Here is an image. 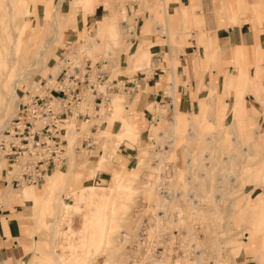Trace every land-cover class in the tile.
Masks as SVG:
<instances>
[{
	"label": "rangeland",
	"instance_id": "374dc122",
	"mask_svg": "<svg viewBox=\"0 0 264 264\" xmlns=\"http://www.w3.org/2000/svg\"><path fill=\"white\" fill-rule=\"evenodd\" d=\"M170 1L172 0H89L93 5L100 3V7L96 15L87 23L84 21L82 26H77L75 15L85 19L89 14L90 8L84 10V0H45V2L43 0H0L2 20L0 25L5 24L4 28H6L5 33L3 31L4 36L0 37V73L24 72L31 66L33 58L37 55L38 61L34 69L29 71L30 74H24V79L22 77L15 87L17 94H20L26 89L35 88L39 77L47 80L52 68L59 67L57 61L61 56H70L80 60L82 64L84 60H87V64H93L101 63L102 59L109 55L110 60H106L107 63L103 66L109 78L138 79L143 76V73L147 77L150 76L154 72L153 68L156 67L157 63L149 47L163 44L168 45L169 51L163 53V62H159L158 67L165 71L162 85L167 87L166 94L173 96V102H175L178 97L176 85L180 80L176 72V64L170 63L188 44L185 39L191 36L192 30L197 31L196 44L202 45L203 49L207 40L212 39V33L208 31L206 21L209 14L216 19L214 27L224 26L221 20L226 21L227 25L238 18L239 21L255 22L258 26L264 23V16L256 12L251 14L246 9L228 18L212 9L200 8L199 0H194L197 7H192L191 10L180 4L177 6L178 12L177 7L168 6ZM13 6L15 9L12 8ZM166 11L171 13V18L166 15ZM102 14V18L99 19ZM139 16L141 20L137 23ZM73 17H75L73 22L75 26L66 27ZM126 20L131 24L128 30L123 27ZM53 23H56L55 27ZM97 27H100L99 46L91 52L79 51V46L84 44L86 39L96 35ZM111 30L115 32V37L111 35ZM30 32L32 37L29 39ZM53 35L54 42L47 46L48 39ZM151 35L155 38L152 39ZM197 54L199 61L204 59V50L200 55ZM254 57L255 65L254 62L247 63L246 66L242 65L239 63L242 57L233 62L234 65L230 64L228 69L227 63L217 50L216 56L212 55V58L206 61L207 66L202 67L207 72L209 81L206 84L202 83V80L198 81L193 96L195 101L188 110L181 111L177 106L173 108L157 101L145 105L148 113L146 117L143 116L139 107L141 87L138 85V79L136 89L132 88L131 92L120 90L109 96L108 101L113 97L119 108L118 110L112 107V116L109 119L101 116L100 111L104 103L100 106L98 116L90 118L87 122L82 123L71 119L66 124L67 128L70 127L72 130L69 150L65 147L63 162L54 168V176L55 174L58 176V173L61 180L56 186V191L51 193L49 202L47 195L52 190L48 177L43 183L25 185L20 188H12L9 184L0 185V198H2L0 203L3 208L14 205L20 196L24 201L23 206H27H25L24 215L22 213L18 215L21 236L28 238L31 244L30 255L25 258L26 264H140L141 261V264H147L153 248L156 251L155 254L159 256L163 252L167 254L168 259L161 264H239L240 260L238 254L234 252L235 248L243 245L244 249H247L252 246V241L231 247L241 243L245 236H247L246 240L251 239L252 236L261 238L263 255L264 214L260 217L261 227L258 229L254 227L256 230L252 231L256 219L250 217L249 201L245 204L244 198L246 194H249V197H254L257 193L264 196V181L260 180L264 167L262 164L264 161V115L262 116L264 92L258 91L259 87H256L257 92L254 94L246 91L248 82H245L240 95L237 94V88H228V80L232 73L240 77L242 70L246 67L249 74L252 73L251 79H253L254 72L261 66L264 68V54H257ZM147 60L152 61L153 64L145 68L143 63ZM212 69L216 70V75L212 76ZM157 72L162 73L159 70ZM244 73L245 77H248L247 72ZM219 74L222 75L221 79L213 83ZM56 77L52 78L51 75V82ZM170 83H172L173 91L168 87ZM261 83L264 84V74L261 77ZM137 88H139L138 91ZM243 94L244 100L235 101L232 112L230 108L232 99L240 98ZM8 98H10L8 92L0 91V104ZM121 98L126 104L129 103L127 99L132 100L129 104V113L120 109ZM197 100L198 103H196ZM14 112L15 106L10 105L9 116L1 119L0 124L2 120L11 118ZM123 113L128 115L122 118L129 120L138 133L135 137L123 138L118 142L124 129L120 119ZM251 113L253 116L248 118L247 115ZM233 116L239 117L236 123L238 133L235 134L231 133L229 128ZM174 120L177 124L171 130L169 127ZM167 133L175 139V143L171 141ZM85 135L91 137L92 147L76 150L74 146ZM210 136L215 138L212 147L207 144ZM65 138L67 146L68 137ZM163 148L166 159L164 158L163 163L157 162L163 159L161 156ZM169 148L173 150L170 151ZM119 149L121 150L118 151ZM208 152H214V156L210 160L211 164L205 176L203 170L196 167L200 162L199 156ZM227 156H231V159L225 162ZM157 164L160 170L156 176L159 177L167 171H175V168L179 171L178 173L176 171L177 177L174 176L170 186L176 189V197H179L180 192L187 197H184L187 200L193 197L190 201L196 203L193 204L197 206V209L188 207L187 210L185 207L183 214L188 212L189 216L185 215L176 227L173 223L178 222L175 221L178 213L172 212L170 217L174 219L171 224L173 227L171 225L166 227V232L172 236L169 237V234L155 236L153 242L152 233L156 231V228L164 225V221L152 219L149 222L145 219L147 214L156 210L157 207V204L146 196L148 192L146 183L149 182L151 169L158 167ZM226 164H228V177L221 182L220 171ZM6 169L7 162L0 161V178L9 180L8 174L5 173ZM12 169L14 170L11 174L15 172V167L13 166ZM75 169L83 172L82 181L78 184L72 183ZM89 171L92 173L89 174ZM151 177L149 180L152 179ZM185 178L186 181L183 180ZM162 182L164 183L165 179ZM220 182L222 187L219 191L216 186ZM86 186L103 190L100 194L104 196L99 198V194L93 193L87 199L85 197L77 199L79 196L76 188ZM169 187L167 186L166 190H169ZM34 190L36 191L34 196L26 202L25 195ZM154 190L156 191V188ZM66 193L69 194L67 202H78L77 204L82 207L89 206L92 201L95 203L96 199L110 202L107 203L104 214L98 213L100 210L98 204L86 218L79 209L75 212L71 210V214L67 213L65 217H61L60 204ZM199 198L202 200L199 201ZM44 204L48 206L45 207ZM67 216L69 219H66ZM88 217L95 222L90 228L91 231L86 230ZM60 219L61 222H59ZM139 222L140 225H137ZM67 228L76 235V248L69 247ZM149 236H151L150 239ZM185 243L193 250L189 258L180 257L183 251H187ZM164 245H166L165 248ZM176 255H180L179 262L175 261Z\"/></svg>",
	"mask_w": 264,
	"mask_h": 264
},
{
	"label": "crops",
	"instance_id": "0c3cea01",
	"mask_svg": "<svg viewBox=\"0 0 264 264\" xmlns=\"http://www.w3.org/2000/svg\"><path fill=\"white\" fill-rule=\"evenodd\" d=\"M43 2H45V0H43ZM194 3V0H172L168 3V6L177 7L182 4L186 6L188 10H191L192 7H197V5ZM83 4L84 10L90 8L88 10L89 14L86 15L85 19L76 14L75 24H77V26H82L84 21L87 23L90 18L96 15L97 9L100 7V3L97 4L98 6L93 5L91 2H89V0H84ZM101 5L103 4L101 3ZM199 7L206 10L212 9L216 13L228 16V18L234 17L238 11L245 9L251 14L256 12L264 16V0H199ZM103 9L105 10L104 5ZM216 9L218 10L216 11ZM90 11L92 12L90 13ZM102 16L103 14L99 19H101ZM238 19H235L233 23L227 25L226 21L221 20L220 22L225 25L214 27L213 25H215L216 19L212 14H209V16L206 18V21L208 31H211L212 33V39L210 38L207 40L204 45V49L202 45L196 44L197 31H191V36L185 39L188 44L181 49L182 51L177 53L176 59L170 63L172 65L176 64V72L179 75L180 80L176 85L178 97L175 99V102H173V96L166 94L165 88L167 87L162 85V83H164L162 79L165 78V71L158 67L159 62H163V53L169 51L168 45L155 44L149 47L157 64L156 67L153 68L154 72L150 76L147 77V75L143 73V76H140L138 81V85L141 87L139 107L140 110H142L143 116L146 117V113H148L145 105L157 101L163 102L169 106H172L173 108L177 106V108L181 111L190 109L193 101H195V97L193 96L195 94V88L198 81L202 80V83L205 84L209 81L208 74L202 69V67L205 65L207 66L206 61H209L210 58H212V55L216 56L217 50L219 51L220 56L224 58L225 63H227L226 67H228V69L230 68V64L234 65L233 62L238 61L242 57L243 59L240 60L239 63L246 66L247 63H253L255 61L254 55L264 54V23L258 26L255 22H249L247 20L239 21ZM74 20L75 17L70 19L66 27L75 26L73 23ZM140 20L141 18L139 16L136 22L138 23ZM65 28L63 29V32ZM68 35L70 36V34ZM154 38L155 37L152 36V39ZM203 50L204 59L199 61L197 53L200 55L201 52L203 53ZM157 70L162 73H158ZM211 71L212 76L216 75L215 69H212ZM244 72H247L248 74V77H246L248 84L245 87V90L253 92L254 94L257 92L256 87H259V91L264 92V84L261 83V77L264 74V68L262 66L254 72L255 75L253 79H251L252 73L249 74L246 67L242 70L240 77H238L235 73H232L228 80V88H237V94L240 95L242 90L240 91L239 85L245 78ZM221 77V74L217 75L216 80H214L213 83H217ZM212 79L214 78L212 77ZM168 87H170L171 91H173L172 83H170ZM138 89L139 88H137V91ZM243 96L244 94L238 99L240 102L244 100ZM120 101V109L129 113V104L132 100L127 99L126 101L129 102L128 104H126L125 100L122 98ZM196 103H198V100ZM112 107H115L119 110L118 105L116 101H114L113 97L104 103V106L100 111L102 118L105 117L106 119H109L112 116ZM127 115L128 114L123 113L121 117H126ZM263 115L264 112L262 113V116ZM120 150L121 149L118 151ZM0 185L7 186L3 182H0ZM34 193H36L35 190L31 193L28 192L25 195V201L28 202L31 200V197L34 196ZM19 198L22 197H18V200L14 205H9L11 210L9 207L3 208L2 204L0 203V263L13 264L16 260L21 258L27 261L25 258L26 256L30 255L31 244L28 238L21 236V225L18 218V215H21V213L24 215L26 205L23 206V198L21 199L22 201ZM24 231L27 232L26 230ZM246 238L247 236L244 237V240H242L241 243H236L231 247L234 248L235 246L242 243L252 241V246L247 249H244L243 245L235 248L234 252L238 254V259L240 260L239 264H264V253L262 255L261 238L259 239L253 236L251 239L246 240Z\"/></svg>",
	"mask_w": 264,
	"mask_h": 264
},
{
	"label": "built area",
	"instance_id": "2783aa9c",
	"mask_svg": "<svg viewBox=\"0 0 264 264\" xmlns=\"http://www.w3.org/2000/svg\"><path fill=\"white\" fill-rule=\"evenodd\" d=\"M86 61L82 64L70 56H61L53 82L46 83L39 77L35 88L18 94L15 112L0 129V161L7 162L5 173L9 178H0V182L12 188L45 182L64 160L66 124L71 119L84 123L98 116L100 106L112 93L131 92L140 79L109 78L103 67L106 59L93 64ZM92 145L91 137L85 135L74 148L84 150ZM13 166L15 172L11 174ZM13 264L26 261L21 258Z\"/></svg>",
	"mask_w": 264,
	"mask_h": 264
},
{
	"label": "bare ground",
	"instance_id": "6f19581e",
	"mask_svg": "<svg viewBox=\"0 0 264 264\" xmlns=\"http://www.w3.org/2000/svg\"><path fill=\"white\" fill-rule=\"evenodd\" d=\"M16 1V0H15ZM14 3V2H13ZM15 5V4H14ZM16 6V5H15ZM21 6V5H20ZM17 7V6H16ZM60 7V6H59ZM12 8H14V6L12 7ZM15 9V8H14ZM19 9V8H18ZM26 9V8H25ZM25 9L23 10V11H25ZM17 10V9H16ZM21 10V9H20ZM13 11V10H12ZM17 12V11H16ZM92 11H90V13H91ZM14 13V12H13ZM23 13V12H22ZM24 13H26V12H24ZM89 13V12H88ZM14 14H17V13H14ZM14 14H12V16L14 15ZM27 14V13H26ZM25 14V15H26ZM24 15V14H23ZM166 15H168V16H170L169 18H171V13H168L167 11H166ZM16 17H17V15H16ZM15 17V19L16 20H18L17 18ZM12 18V17H11ZM20 18V17H19ZM22 18H23V16H22ZM180 18V17H179ZM0 20H1V18H0ZM22 20H24V19H22ZM21 20V21H22ZM2 21V20H1ZM19 22H20V20H18ZM44 21V20H43ZM40 22H42V21H40ZM39 22V23H40ZM52 22H54L53 21V18H52ZM1 23V22H0ZM4 23V22H3ZM20 23H22V22H20ZM20 23H19V25H20ZM43 23V22H42ZM55 24L56 23H53V25H54V27H55ZM4 25L5 24H1L0 25V37L1 36H4V34H3V31H4V33H5V30L4 29H6V28H4ZM39 25V24H38ZM7 26V25H6ZM14 26V25H13ZM21 26V25H20ZM22 26H24V25H22ZM123 27H126V29L128 30L130 27H131V24L126 20V22H125V25L123 26ZM8 29H9V27H7ZM19 28V27H18ZM16 29H17V27H16ZM125 29V30H126ZM10 30V29H9ZM55 30H56V28H55ZM18 32V31H17ZM20 33H21V31H19ZM22 34V33H21ZM20 34V35H21ZM111 35H115V32H113V30H111ZM18 37V36H17ZM29 39L32 37V34H31V32H30V34H29ZM99 37H100V27H97V33H96V35L95 36H91L89 39H86V41H85V43L84 44H81L80 46H79V48H78V50L79 51H81V52H91V51H93V49L94 48H97L98 46H99V43H100V40H99ZM115 37V36H114ZM20 38V37H19ZM54 39H55V36L53 35L52 37H50L49 39H48V42H47V46L48 45H50V44H52L53 42H54ZM130 43V42H129ZM16 49V48H15ZM15 54V53H14ZM110 57H109V55H108V57L106 56V57H104V59H106V60H110L109 59ZM143 60V59H142ZM37 55H36V58L34 57L33 58V61H32V63H31V66L30 67H27V69L24 71V72H21V73H16V74H14V73H12V72H6L5 74L4 73H0V91L1 92H8L9 93V97L11 98H8V100H6L5 102H3L2 104H0V122H1V119H3V118H6L7 116H9V113H8V111H9V106L10 105H14V106H16V103H17V101H18V94H17V91H15V87L18 85V83H20V81L22 80V77H23V79H24V74H30V72L29 71H31V69H34L33 67L37 64ZM144 61V60H143ZM151 64H153L152 63V61H148L147 60V62H144L143 63V65L145 66V68L146 67H148V66H150ZM58 69H59V67H54V68H52V70H51V72H50V74L52 75V78H55L56 77V75L58 74ZM51 75H48L49 77H47V80H45L46 81V83L48 82V83H51ZM27 76H25V78H26ZM34 80V79H33ZM53 82V81H52ZM245 82H248V80H247V78L245 77L244 79H243V81H242V83H240V85H239V89H240V91L242 90V88H243V86H244V84H245ZM230 89V88H229ZM258 91H259V88H258ZM236 96V95H235ZM238 97L237 98H235V99H232V101H231V104H230V108H231V110H232V108L234 107V105H235V101H238ZM9 100H11V102L9 101ZM252 109V108H251ZM232 112H233V110H232ZM231 112V113H232ZM252 112H253V109H252ZM253 113H251L250 115H247L248 116V118L251 116H253L252 115ZM11 116V115H10ZM116 116V115H115ZM121 117V116H120ZM10 118V117H9ZM239 117H237V116H233L232 117V120H231V123L229 124V128L231 129V133L233 132V134H235V133H238V129H237V127H236V123H237V121L239 120L238 119ZM121 119V123L122 124H124V129H123V133L120 135V137H119V141L118 142H120L123 138H131V137H135L136 135H137V133H138V130L129 122V120H127V119H125V118H120ZM7 120V119H6ZM5 120V121H6ZM4 120H2V124H0V129H1V127L3 126V124L5 123V121L3 122ZM78 121V120H77ZM177 123H176V121L174 120L173 121V123H172V125L169 127V128H171V130L175 127V125H176ZM69 126H70V124H69ZM69 128V130H67V135H65V137L67 136L68 138H67V146H65L67 149L69 148V146H70V142H71V140H70V135H71V129H70V127H68ZM67 128V129H68ZM169 128H168V130H169ZM264 132V131H263ZM168 135V137H169V133H167ZM171 134H172V131H171ZM173 135V134H172ZM173 137H174V135H173ZM211 137V136H210ZM214 136H212L211 138H210V140L209 141H207V144L210 146V147H212V145H213V143H214V141H215V138H213ZM170 138H171V135H170ZM208 139V138H207ZM171 141H173V143H175V139H173V138H171ZM117 145V144H116ZM171 146H172V144H170ZM167 147V146H166ZM165 148V147H164ZM164 148H163V150H162V152H161V156H162V160L160 159L159 161L157 160V162H162L163 163V160H164V158H165V155H164ZM170 149V148H169ZM69 150V149H68ZM167 151H168V149H166ZM171 150H173V149H170V151ZM70 152V151H69ZM213 156H214V152L213 153H209L208 152V154L207 153H205V154H203V155H201V156H199V163L197 164V167L196 168H200V169H202L203 170V174H205V176H206V172H207V170L209 169V166H210V160H211V158H213ZM159 158H160V156H158ZM158 158V159H159ZM168 158V157H167ZM166 159V158H165ZM229 159H231V156H227L226 157V160H225V162H227ZM264 160V159H263ZM161 163V165L163 166V164ZM159 165H160V163H158ZM156 165V166H158V167H153L152 169H151V175L150 176H152L151 178V180H149L150 179V176H149V179H148V181L149 182H147L146 183V185H148V192L146 193V196H147V198L148 199H152L156 204H157V207H156V210H153V211H151V212H149L148 214H147V218H145V219H147V221H149L150 222V220H152V219H155L156 221H164L163 222V224L164 225H162V227H158V228H156V231L154 230V232L152 233V240H153V238L155 237V236H158V237H160V236H162L163 234H169V232H166V227L169 225H171L172 224V221L174 220V219H171V214H172V212L174 213V212H177L178 214H177V216H175V218H177V220L175 219V221H178L177 223L175 222V223H173L174 225H175V227L176 226H178V224H180V222H181V220L184 218V216L185 215H188L186 212L183 214V211H184V208L186 207L187 208V210L189 209L188 207H190V209L191 208H196L197 209V206H195L193 203H195V202H191L190 200H192L193 199V197H192V199H190V200H187V199H185V198H187V197H185V195L183 196L182 195V192H180V195H179V197H176V189L175 188H172L171 186H170V184H171V181H173V178H174V176H176V168L174 169L175 171H171V172H165V174L164 175H162V176H158L159 177V179H157L158 177L156 176V174H158L157 172H158V170H160V166L159 165ZM262 164H264V161H262ZM188 165V164H187ZM192 166V165H191ZM81 168H82V166H81ZM162 168V167H161ZM193 168V167H192ZM189 169H190V167H189ZM227 169H228V164H226V165H224L222 168H221V171H220V179H221V182H222V180H224V179H227V175H228V173H227ZM96 170V169H95ZM162 170V169H161ZM195 170V169H194ZM179 171H177V173H178ZM55 173H56V171H55ZM62 173V171H60V174ZM89 174H91L92 173V171L90 172H88ZM202 173V172H201ZM162 174V173H161ZM57 175L58 176H60L58 173H57ZM62 175V174H61ZM86 175V174H85ZM58 176H56V174H55V176H54V169L51 171V173H49V175L47 176L48 177V179L50 180V189L52 190L51 192L49 191L48 192V195H47V197H48V202L50 201V199H51V193L52 192H55L56 191V186L59 184V182H60V178L61 177H58ZM156 176V177H155ZM58 177V178H57ZM177 177V176H176ZM191 177V176H190ZM82 178H83V172H82V170H80V169H75L74 170V173H73V177H72V183L73 184H78V183H80L81 181H82ZM154 179V180H153ZM155 179H156V181H155ZM163 179H165V182L163 183L162 182V180ZM192 179V178H191ZM63 180V179H62ZM177 180V179H176ZM183 180H185L186 181V178L185 179H183ZM260 180H263L264 181V167H263V169H262V171H261V174H260ZM187 182H188V180H187ZM221 182L219 183V185H217L216 186V189L218 190L219 189V191L221 190V187H222V184H221ZM184 184V183H183ZM184 185H186V184H184ZM195 185V184H194ZM167 186L169 187V190H166L167 189ZM104 188V187H103ZM154 188H156V191L154 190ZM184 188H185V186H184ZM193 189V188H192ZM4 190V189H3ZM76 190H77V195L79 196L77 199H80V197H85V199H87V197L89 196V195H91L92 196V194L93 193H97V194H99V198H101L102 196H104V195H102V194H100L101 193V191H103V190H97V188L96 187H93V186H86V187H77L76 188ZM164 191H168V192H164ZM199 191V190H198ZM197 191V192H198ZM156 192V193H155ZM194 192V191H193ZM218 192V191H217ZM185 193H187V192H185ZM130 194V193H129ZM155 194H157V195H155ZM192 194V193H191ZM131 195V194H130ZM187 195H189L188 193H187ZM69 196V194L68 193H66L65 195H63V197H62V200H61V212H60V214H61V217H65V214H67V213H69V214H71V210H73L74 212L75 211H77L78 209H79V211H81L82 212V214H83V216L86 218L89 214H91V212H92V209H93V207H95L96 205H100V208L98 207V209H100V210H98V213H106V210H107V203L108 202H110V201H107V200H104V201H101V200H98V199H96L95 200V203H94V201H92V202H90L89 203V206H84V207H82V206H80V204H77V203H75V202H73V203H70V202H67L66 200L69 198L68 197ZM106 196H107V198L106 199H108L109 197H108V194H106ZM110 196V195H109ZM193 196V195H192ZM185 197V198H184ZM89 198V197H88ZM141 198V197H140ZM191 198V197H190ZM71 199V198H70ZM147 199V200H148ZM144 201H145V199H143ZM151 200V201H152ZM187 200V201H186ZM199 201L200 200H202V198H199L198 199ZM194 201V200H193ZM244 201H245V204L249 201V209L248 210H250V212H251V215H250V217L253 219V218H255L256 220H255V225H253V228H252V231H253V229H254V227L256 228V229H258V228H260L261 227V215L262 214H264V196L263 195H259L258 193L254 196V197H249V194L247 195L246 194V196H245V198H244ZM183 202V203H182ZM46 204H47V202H46ZM46 204H44L45 205V207H47L48 205H46ZM146 204V203H145ZM196 204V203H195ZM146 207H149V206H146ZM155 208V207H154ZM194 211V210H193ZM236 211H238V210H236ZM198 212V211H197ZM239 212V211H238ZM237 212V213H238ZM160 213H163L161 216L159 215ZM190 214H192V213H190ZM189 216V215H188ZM192 216H193V214H192ZM172 217H174V216H172ZM187 217V216H186ZM191 217V216H190ZM66 219H69V217L67 216L66 217ZM187 220V219H186ZM62 220L60 219L59 220V222H61ZM86 222H88V223H86L87 225H86V230L87 231H91L90 230V228H91V226H93V224L95 223V222H93L92 221V219H90L89 217L86 219ZM141 222V221H140ZM140 222L137 224V225H140ZM155 222V221H154ZM174 222V221H173ZM156 223V222H155ZM188 223V222H187ZM134 225H135V223H134ZM172 226V225H171ZM184 226V225H183ZM173 227V226H172ZM57 229H59V228H57ZM56 229V230H57ZM149 229V228H148ZM169 229V228H168ZM256 229H254V230H256ZM60 230V229H59ZM169 231H171V229L169 230ZM198 231V230H197ZM56 232H58V231H56ZM131 232V231H130ZM181 232V231H180ZM185 232V231H184ZM66 233H67V239H68V241H69V247H70V249H71V247L72 248H76L77 247V242H76V235L74 234V232H70V230L67 228V230H66ZM93 233V232H92ZM183 233V232H182ZM55 234V233H54ZM197 235V234H196ZM66 236V235H65ZM169 237H171L170 236V234L168 235ZM56 237V236H55ZM150 237L151 236H149V239H150ZM165 236H163V238H164ZM183 238V237H182ZM66 239V238H65ZM176 239V238H175ZM155 240V239H154ZM154 240H153V242H154ZM162 240V239H161ZM183 240H186V239H183ZM187 241V240H186ZM193 241V240H192ZM162 242V241H161ZM149 243H150V241H149ZM163 243V242H162ZM187 243V242H186ZM185 243V246H186V250L187 251H183L182 252V255L180 256V257H182V258H189L190 257V255L192 254V252H193V250H191L188 246L189 245H187ZM56 244V243H55ZM165 244V243H164ZM153 246H155V245H153ZM57 247V246H56ZM166 247V245H164V248ZM147 248V247H146ZM153 247L151 246V249H152ZM149 249V248H148ZM147 249V250H148ZM54 251H55V249H54ZM154 251V252H153ZM153 251H152V253L149 255V257L145 254V256L146 257H148L149 258V263H147V264H161V263H163V261L164 260H166V259H168V257H167V254L166 253H161V255L159 256L158 254H155L156 253V251H155V249L153 248ZM180 251V250H179ZM182 251V250H181ZM196 251L194 250V253H195ZM57 253V252H56ZM181 253V252H180ZM135 257L137 256L136 254L134 255ZM178 255H176V262L178 261H180L181 260V258L179 257ZM133 258V257H132ZM133 259H135V258H133ZM136 259H137V257H136ZM136 259H135V261H136ZM174 259V258H173ZM90 260V259H89ZM139 260V259H138ZM137 260V262L139 263V261ZM143 260H145V259H143ZM88 261V260H87ZM141 261V260H140ZM146 261H147V259H146ZM89 262V261H88ZM142 263V261L140 262V264ZM190 263H191V261H190ZM187 264V263H186Z\"/></svg>",
	"mask_w": 264,
	"mask_h": 264
}]
</instances>
